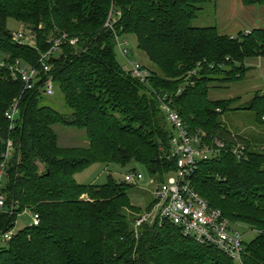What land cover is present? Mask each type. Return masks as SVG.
<instances>
[{
    "label": "trees",
    "instance_id": "obj_1",
    "mask_svg": "<svg viewBox=\"0 0 264 264\" xmlns=\"http://www.w3.org/2000/svg\"><path fill=\"white\" fill-rule=\"evenodd\" d=\"M207 2L0 0V165L6 173L0 264H236L223 251L183 236L171 223H144L135 230V219L153 200L143 210L131 204L133 184L110 176L102 185L75 180L93 163L138 164L159 182L174 170L167 157L170 126L153 90L168 94L190 133L207 143L214 138L223 142L216 157L197 163L191 184L226 218L258 231L244 240L242 260L264 264V151H253L247 138L231 133L218 119L216 110H229L238 98H208L214 81L210 74L227 71L223 80L236 81L248 70L246 58L264 57V28L232 36L215 26H193ZM241 2L264 5V0ZM9 19L25 26L35 46L5 34L11 33ZM62 33L67 38L49 60L47 75L53 77L51 97L61 96L68 113L46 104L40 83L26 89L23 81L11 78L6 65L20 60L36 67L47 40ZM128 35L155 68L146 84L116 58L117 40ZM14 103L18 110L10 122L5 113ZM243 108L264 123V92H256ZM57 124L82 131L87 144L59 145L53 130ZM7 140L13 150L4 160ZM237 143L245 146L241 159L231 152ZM26 209L38 214L39 223L5 239Z\"/></svg>",
    "mask_w": 264,
    "mask_h": 264
},
{
    "label": "built area",
    "instance_id": "obj_2",
    "mask_svg": "<svg viewBox=\"0 0 264 264\" xmlns=\"http://www.w3.org/2000/svg\"><path fill=\"white\" fill-rule=\"evenodd\" d=\"M10 34V38L16 43L35 46L34 36L28 31L24 32L20 29ZM66 38L67 34L62 33L48 39V48L39 56L36 67L20 60L6 64L11 78L23 81L26 89H31L37 83H40L42 94L52 96L54 94L53 77L47 75L51 69L49 60L57 57ZM75 42L76 39L69 40L70 44ZM116 43L120 55L129 64L128 70H126L133 77L146 84L148 71L143 69L139 63L129 61L127 59V49L122 47L119 40ZM126 45L127 42L123 41V46ZM2 65H4V62L0 61V66ZM194 72L192 71V73ZM42 75H47V77L43 79ZM179 91L180 89L177 90V93ZM153 93H155L154 95L170 126L171 139L167 157L174 161L175 168L172 170L174 176L156 184L152 192L153 204L148 211H144L137 216L134 223L135 230L144 223L161 225L162 222H168L179 228L183 236L189 237L198 243L213 246L226 253L236 264H243L242 253L245 233L238 229L240 224L226 218L221 210L211 207L191 184V178L196 171L197 163L216 157L224 148L223 142L214 138L210 143H207L199 134L190 133L179 113L171 107L168 94L155 90H153ZM17 110V104L14 103L5 113L10 122L15 119ZM12 150V142L7 140L3 152L4 160L8 159ZM231 152L237 159H241L245 157V146L237 143L232 146ZM5 174L4 164L2 163L0 165V212L4 209L6 200L2 192ZM142 178L140 173L130 171L125 174L124 181L136 183ZM38 223V214L32 212V224L37 225ZM247 231L252 234L258 233L257 230ZM13 233V230L8 231L3 237L9 239Z\"/></svg>",
    "mask_w": 264,
    "mask_h": 264
},
{
    "label": "rangeland",
    "instance_id": "obj_3",
    "mask_svg": "<svg viewBox=\"0 0 264 264\" xmlns=\"http://www.w3.org/2000/svg\"><path fill=\"white\" fill-rule=\"evenodd\" d=\"M262 5H255L253 9H258ZM262 15V17H260ZM193 26H215L220 31H224L228 35H236L238 31H251L257 27H264V15L259 12H254L250 7H243L240 0H208L202 5V8L197 13L196 18L192 21ZM7 28L10 32H16L22 29L27 32L24 25L16 23L14 20L7 21ZM123 38L127 41V45L123 46ZM122 47L127 49V59L144 65L148 73L154 71L153 65L148 61L146 55L137 49L136 39L133 35H128L119 39ZM118 46L115 48L116 58L122 67L128 70L129 64L127 60L120 55ZM222 68H227L222 65ZM256 69V70H255ZM217 71H210V76L214 77L208 92V98L212 100L236 99L227 111L216 110L219 113L218 119L229 129L233 134H239L247 138L252 145V150L255 152L264 151V123L258 122L255 112L243 108L247 105L256 92H264V78L259 73L257 68H251L245 73L242 79L227 82L224 81V74ZM209 76V75H208ZM46 104L53 107L61 113H68L69 109L63 105L61 96L44 95ZM53 130L57 134L58 143L61 146H82L87 144L82 131H78L71 127L54 125ZM131 167L135 168L137 173L142 175V179L133 184L128 191V196L131 204L139 207L141 210L152 200V192L159 182L155 177H151L146 169L138 164H130L121 166L115 163H93L75 174V180L80 184L102 185L106 183L108 176L112 177L117 182L124 181V176L130 172ZM42 168V166H41ZM174 176V172L170 171L166 174L165 179ZM143 213V211H142ZM140 214V213H139ZM138 214H135V216ZM32 223V211L24 210L17 216L14 232L21 230ZM245 233L244 240L249 242L254 234L247 231L243 225L238 226ZM3 242V241H1Z\"/></svg>",
    "mask_w": 264,
    "mask_h": 264
},
{
    "label": "crops",
    "instance_id": "obj_4",
    "mask_svg": "<svg viewBox=\"0 0 264 264\" xmlns=\"http://www.w3.org/2000/svg\"><path fill=\"white\" fill-rule=\"evenodd\" d=\"M240 4L243 6V7H250V9H252V11L254 12H259L261 14L264 15V5H262L260 8L258 9H253L255 5H244L241 0H240ZM260 17H262V15H260ZM257 28H262V27H257ZM264 28V27H263ZM219 30V29H218ZM241 31V30H240ZM243 32H247L246 30H242ZM220 33H223V34H227V33H224V31H220ZM239 32V31H238ZM237 32V33H238ZM245 66L248 68L247 71H249V69L251 68H257V70H259V73L261 74V76L264 78V57L263 56H258V57H248L245 59V62H244ZM256 70V69H255Z\"/></svg>",
    "mask_w": 264,
    "mask_h": 264
},
{
    "label": "water",
    "instance_id": "obj_5",
    "mask_svg": "<svg viewBox=\"0 0 264 264\" xmlns=\"http://www.w3.org/2000/svg\"><path fill=\"white\" fill-rule=\"evenodd\" d=\"M5 34H6L8 37H10V36H11V34H10V33H7V32H5ZM2 150H4V146H2Z\"/></svg>",
    "mask_w": 264,
    "mask_h": 264
}]
</instances>
